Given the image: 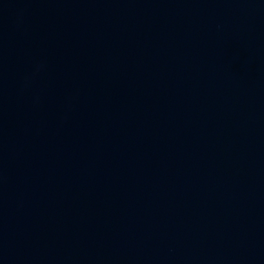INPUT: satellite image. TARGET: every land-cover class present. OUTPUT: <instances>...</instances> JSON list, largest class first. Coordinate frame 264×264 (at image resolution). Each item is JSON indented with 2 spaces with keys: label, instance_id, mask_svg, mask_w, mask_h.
<instances>
[{
  "label": "water",
  "instance_id": "obj_1",
  "mask_svg": "<svg viewBox=\"0 0 264 264\" xmlns=\"http://www.w3.org/2000/svg\"><path fill=\"white\" fill-rule=\"evenodd\" d=\"M0 264H264V0H0Z\"/></svg>",
  "mask_w": 264,
  "mask_h": 264
}]
</instances>
